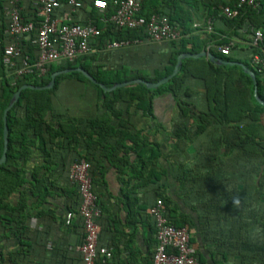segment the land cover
<instances>
[{
    "label": "trees",
    "instance_id": "1",
    "mask_svg": "<svg viewBox=\"0 0 264 264\" xmlns=\"http://www.w3.org/2000/svg\"><path fill=\"white\" fill-rule=\"evenodd\" d=\"M9 1L0 0V35L2 37L6 27L4 7ZM80 1L82 6L72 14V22L80 24L91 22L100 28L102 34L97 40L99 48L113 40L141 39L146 36L141 29H117L111 23L104 24L100 21L102 14L93 8V0L89 2V6H85L86 0ZM105 1L108 6L104 14L109 17L114 7L112 0ZM238 1L145 0L140 14L146 18L152 14L166 16L170 24L177 27L181 33L177 41L163 43V47L158 51L146 50L142 57L131 56L130 50L123 51L124 53H118V50L97 51L81 56L72 63L50 64L46 75L41 78L25 75L13 80L12 70L2 64L0 47V157L3 151V113L15 91L23 84L43 86L50 81L52 73L78 67L91 75L97 83L106 87L131 79L156 82L173 72L179 54L198 53L205 49L217 58L233 61L230 54L224 56L217 52L216 47L228 45L230 41L239 39L243 19L247 17L255 28L262 29L263 39L258 48L251 45L252 39H247L251 51L250 59L242 62L255 73L257 94L259 99L264 101V72H258L251 64V58L255 53L264 54L261 49L264 44V0H256V7L242 6L238 15L233 18H227L221 13L222 7H235ZM19 6L24 21H37L32 0H20ZM67 10L69 7L62 0L56 14L60 15ZM202 17L203 24L207 20L210 21V31L192 28L194 19L198 20ZM34 37L33 32L21 38V49L29 53L32 58L36 54L31 43ZM236 47L235 43L232 44L230 53ZM154 54L156 57L153 56ZM63 79H78L88 83L93 88L92 93L97 97V101L101 102L97 109L98 114L105 113L117 119H120L119 115L122 111L127 113L131 109L137 110L145 117H152L153 95L169 93L178 106V115L174 119L176 132L171 137L176 139L179 157L196 162L202 160L203 167L212 172L219 170L221 177H229L230 170L237 171L241 165L240 173L243 178L236 182L225 181L219 187L212 180L204 181L197 175L186 176L184 172H181L180 189L187 194L186 198L184 197L186 204L198 213L202 239L205 238L203 227L216 226L214 222L223 216L222 212L224 213L221 209L229 206V200L237 188L250 189L252 194L255 190L253 194L255 197L251 198L250 203L239 206L242 212L250 211L253 216L255 208H259L264 202V106L255 99L253 81L241 67L215 65L205 58H188L182 60L179 71L174 77L156 89H148L145 85L136 83L111 92H104L98 84H93L79 72L61 74L55 77V83L51 89L22 90L18 101L7 113L6 160L0 164V264L44 263L40 258L39 250L45 246V243H37L28 237L30 218L36 216L37 225L42 226L41 217L44 212L39 210L32 214L30 211L34 208L39 209L40 204L52 192L65 191L69 187L72 189L71 193L78 198L76 208L72 212H77L79 208L80 196L77 187L69 182L68 175L65 180L61 178L62 183L59 181L58 185L51 179L56 169L64 167L62 160H54L56 151H53V148L58 145V137L64 138V145L60 147L65 151L73 150V144L77 142L72 135L69 136L64 123L51 120L53 116L61 115L62 110L57 103L56 92L59 82ZM192 82H195L194 86ZM197 84H200L202 89H196ZM107 116L96 118L90 123L96 126L93 130L96 131L97 142H101L106 136L118 134L123 139L121 144L125 145L128 141L133 144L141 143L138 148L140 151L150 146L157 148V144L140 138L138 134L122 132L120 135L117 129L112 128L106 119ZM103 126L108 127L109 130L101 132L100 127ZM211 127H218L219 130L213 134L208 133ZM135 137H138V140ZM188 143H192L193 146L191 155L185 149ZM220 144H223V150L218 149L217 146ZM34 150L40 152L42 159L38 165L30 168L27 165L32 160ZM79 158L83 157L78 155L72 162ZM156 158H158L157 155L154 157L140 155L141 165L147 168L149 164L155 162ZM134 176L137 178L143 176V180L148 179V176L142 175L140 171ZM191 188L194 190V197H188ZM209 188L216 190L218 197L216 200H210L213 202L205 203V200L201 198L200 190ZM32 199L33 203L30 202ZM157 199L162 200L164 214L168 221L176 227H185L191 234V229H195L194 224L185 215L179 214L176 204L164 193H155L153 202L155 203ZM206 215H211V220L215 221L210 223ZM99 228H101L100 224ZM102 231L101 229L100 232ZM10 239H14L15 246L10 245ZM192 241L193 238L190 236V242ZM197 259L202 264L199 251H197Z\"/></svg>",
    "mask_w": 264,
    "mask_h": 264
},
{
    "label": "crops",
    "instance_id": "2",
    "mask_svg": "<svg viewBox=\"0 0 264 264\" xmlns=\"http://www.w3.org/2000/svg\"><path fill=\"white\" fill-rule=\"evenodd\" d=\"M90 1L86 0L85 6H89ZM196 18L192 28L209 31L207 28L210 27V21L207 20L203 24V17L198 20ZM243 20L240 38L230 41L231 44L237 45L229 55L233 59L230 62L243 63L242 61L249 60L251 51L247 39H253L256 30L262 32L261 28H255L251 24L248 17ZM194 24L199 27H194ZM139 40L142 42L138 45L111 51L124 53L130 50L131 56L142 57L146 50L158 51L165 43L149 41L146 36ZM261 49L264 52V44ZM153 56L156 57V54ZM192 83L194 86L195 82ZM74 84L82 86L81 90L75 91L73 94H76L73 96H63L62 92L66 86ZM196 89H202V86L197 84ZM92 90L88 83L78 79H63L58 84L56 100L58 105L62 106V111L59 117L53 116L51 120L64 123L69 136L72 135L77 142L73 144V150L65 151L60 147L64 145V138L58 137V145L53 148V151H56L54 160H62L64 167L56 169L51 179L57 185L59 181L62 183L61 178L64 180L67 178L68 168L78 155L90 163L92 189L101 209L99 229L103 231L99 230L98 245L110 248L113 254L112 259L106 264H151L156 238L148 209L154 204L155 193H164L176 204L179 214L185 215L194 224L195 229H191L190 236L193 238L192 244L199 251L202 264H264V202L259 208H255L253 216L250 211L242 212L239 208L244 203H250L251 198L255 197L253 195L255 190L252 194L250 189L237 188L229 200V206L221 209V212L224 211L222 212L224 217L220 216L214 222L216 226L205 225L203 227L205 240L200 237L202 233L198 213L186 204L184 197L186 198L187 194L180 189L181 172L186 176L197 175L204 181L212 180L218 187L225 181H239L243 175L240 173L239 163L237 171L230 170L229 177H221L219 170L212 172L203 167L202 160L198 161L200 165L191 159L179 157L176 139L171 137L176 132L174 119L178 115V106L172 95L166 92L153 95L152 117H145L137 110L131 109L127 113L122 111L120 119H117L105 113L98 114L97 109L101 102L97 101ZM104 116H107L106 119L112 128L117 129L120 135L122 132L138 134L140 138L157 144V148L150 146L140 151L138 148L141 143L133 144L128 141L125 145L121 144L123 139L118 134L106 136L101 142H97L96 131L93 130L96 126L90 123ZM100 128L101 132L109 130L106 126ZM218 130V127H211L208 133L213 134ZM135 138L138 140V137ZM217 147L223 150V144ZM185 149L191 155L192 143H188ZM140 155L150 157L157 155L158 158L144 168ZM41 159L40 152L34 150L32 160L27 166L32 168L38 165ZM139 171L142 175L148 176V179L143 180V176L135 177L134 174ZM253 181H256L255 174ZM71 191L72 189L67 187L65 191L52 192L40 204L39 209L34 208L30 211L32 214L39 210L44 212L41 217L42 226L37 225L36 216L30 218L28 233L29 239L40 244L45 243L39 250L43 264H82L81 256L76 251L82 240V221L77 212H72L76 208L78 198ZM200 191L205 203L213 202L210 200H216L218 197L216 190L209 188ZM189 196H195L192 188ZM234 199L239 200L238 205L233 204ZM33 201L30 200L31 203ZM206 218L210 223L215 221L211 220V215H206ZM9 242L11 246H15L14 239H10Z\"/></svg>",
    "mask_w": 264,
    "mask_h": 264
},
{
    "label": "built area",
    "instance_id": "3",
    "mask_svg": "<svg viewBox=\"0 0 264 264\" xmlns=\"http://www.w3.org/2000/svg\"><path fill=\"white\" fill-rule=\"evenodd\" d=\"M69 10L60 15L62 0H32L36 9L37 21H24L21 16L20 0H10L4 7L6 27L3 37L0 35L2 64L12 70L13 80L25 75L41 78L46 75L50 64L57 62L72 63L81 56L99 51L119 50L140 44L139 39H121L105 43L100 48L97 40L102 30L95 24L73 23L72 14L82 6L80 0H64ZM145 0H112L113 13L106 17L108 6L105 0H93V8L101 15L100 21L111 23L117 29L143 30L152 42H173L181 37L179 29L172 26L168 18L152 14L148 18L140 14ZM256 7V0H239L235 7L224 6L221 13L227 18L238 15L242 6ZM194 27L199 25L194 24ZM209 31L210 27L207 28ZM35 33L31 43L36 54L32 58L21 49V38ZM263 35L260 30L254 32L251 45L258 48ZM7 41H4V40ZM231 43L217 46V52L224 56L230 54ZM251 64L258 72H264V54L255 53ZM91 165L85 158L75 159L68 168V180L75 185L80 196L77 216L82 221V240L76 247L82 264H106L113 257L110 248L99 246V224L101 209L92 189ZM148 215L155 227L156 245L151 264H200L197 250L190 242V233L185 227L171 224L164 214L163 203L157 199L148 209Z\"/></svg>",
    "mask_w": 264,
    "mask_h": 264
},
{
    "label": "water",
    "instance_id": "4",
    "mask_svg": "<svg viewBox=\"0 0 264 264\" xmlns=\"http://www.w3.org/2000/svg\"><path fill=\"white\" fill-rule=\"evenodd\" d=\"M188 58H192V59H198V58H206L208 59L211 63H214L216 65H229V66H240L243 71L248 74L254 84V97L257 100V102L261 105L264 106V101L260 100L257 94V81H256V76L255 73L250 70L249 68L246 67V65H244L243 63L240 62H230V61H225L222 60L220 58H217L216 56H214L211 52L207 51V50H202L198 53H189V52H185V53H181L177 56L176 59V63L173 69V72L171 74H169L168 76L156 81V82H147L141 79H131L128 81H123V82H119V83H115L113 84L111 87H106L101 83H97L93 77L91 75H89L87 72H85L83 69L81 68H67L61 71H56L54 73L51 74V78L50 81L43 86H35V85H31V84H23L22 86H20L15 93L13 94L9 105L7 106V108L4 110L3 113V151L0 157V164L4 163L6 160V151H7V144H8V127H7V113L8 111L12 108V106L15 104V102L18 101L20 93L22 90L25 89H31V90H47V89H51L54 86L55 83V77L61 74H66V73H70V72H79L81 73L85 78L89 79L92 83L94 84H98L99 87L102 88V90L104 92H111L117 88H122L125 86H129V85H133L136 83H141L143 85H145L148 89H156L157 87L167 83L172 77H174L178 71L179 68L181 66L182 60L184 59H188Z\"/></svg>",
    "mask_w": 264,
    "mask_h": 264
},
{
    "label": "rangeland",
    "instance_id": "5",
    "mask_svg": "<svg viewBox=\"0 0 264 264\" xmlns=\"http://www.w3.org/2000/svg\"><path fill=\"white\" fill-rule=\"evenodd\" d=\"M80 86V85H79ZM81 88H82V86H80ZM80 87H78V85L77 84H74V85H67L66 86V88H65V90H63V92H62V95L63 96H73V95H75V94H73L75 91H77V90H81L80 89ZM62 107V106H61Z\"/></svg>",
    "mask_w": 264,
    "mask_h": 264
},
{
    "label": "clouds",
    "instance_id": "6",
    "mask_svg": "<svg viewBox=\"0 0 264 264\" xmlns=\"http://www.w3.org/2000/svg\"><path fill=\"white\" fill-rule=\"evenodd\" d=\"M233 204L238 205L239 204V200L238 199H234L233 200Z\"/></svg>",
    "mask_w": 264,
    "mask_h": 264
},
{
    "label": "snow or ice",
    "instance_id": "7",
    "mask_svg": "<svg viewBox=\"0 0 264 264\" xmlns=\"http://www.w3.org/2000/svg\"><path fill=\"white\" fill-rule=\"evenodd\" d=\"M100 2V0H98V3Z\"/></svg>",
    "mask_w": 264,
    "mask_h": 264
}]
</instances>
